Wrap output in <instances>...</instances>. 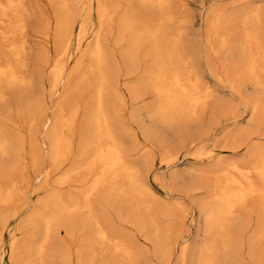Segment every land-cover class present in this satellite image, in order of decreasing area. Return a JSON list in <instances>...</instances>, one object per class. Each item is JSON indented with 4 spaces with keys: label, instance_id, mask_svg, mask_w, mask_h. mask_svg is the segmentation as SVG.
I'll list each match as a JSON object with an SVG mask.
<instances>
[{
    "label": "bare ground",
    "instance_id": "obj_1",
    "mask_svg": "<svg viewBox=\"0 0 264 264\" xmlns=\"http://www.w3.org/2000/svg\"><path fill=\"white\" fill-rule=\"evenodd\" d=\"M122 1H124V3H122ZM192 1L193 0H112L111 2H108L106 0H0V113L2 112L3 114H5V117L6 116L8 117V115L10 113H12L11 112L12 109H9V107H10L9 105L12 103L13 100L15 101V99H16V98L14 99L15 95L27 97L28 99L27 98L26 99L28 100V102H31L32 98L35 97V98H33L34 102L32 100V104L35 103L33 105V106H35L36 105L35 100L36 99L38 100V98L35 96L37 94V91L35 89L40 91L39 88H36V85H38L37 83L39 82L37 80L40 76H42V75L44 76V74H48L47 76H49L51 79V80H49L50 82L49 81L47 82V83H50V88L48 89V91H50L51 94H58L60 97L59 101H61V103H57V105L59 104L58 108H57V105L54 108V110L55 109H57V110L54 111V113L52 115H47L45 117L42 125L40 126V129H42L43 135H41L38 131V133L41 136H44V142L43 143L46 147L47 155L49 156V159H50L52 165H51V168L48 167L46 169H43L39 174L37 173V176L41 174L42 179L46 180L45 178H47L48 175L52 171L56 170L59 166L63 165L67 160H68L67 161V163H68L70 160L69 156L73 154V153L71 154V150L73 151V149H71V148H73L72 147V145H73L72 144V135L75 132L74 129L76 128L78 122H80L79 116H81V109L82 108H79V106L75 105V103H74V105L71 103V106L73 105V107L71 109L68 108L70 111L66 110V111H69L68 114H64V109H66L65 106L70 105V104H67V102H66L69 99V97L67 98L66 96H70V95H68L70 92H67L68 94L66 93V88L67 87L70 88V86H69L70 80H72V78H74L75 75L79 74V72L81 74L82 72L87 71L85 69L91 70L90 73L95 70L94 73H91V74H89L87 71L86 76L89 77L92 74H95L94 76L93 75L92 76L93 77L96 76L97 79H99V81H100L99 83H101V82H104V84L106 83L105 82L106 80L102 74H105V76L108 77L107 75L109 74L108 73L109 71L107 72L108 74L104 73V71L101 74L100 68H101V65H102L101 63L103 62L104 57L102 54L103 48L101 49V47H103V46L100 45L101 41L99 42V39L102 38L101 33H100L103 29L102 26H104V23H106L107 18H108V21H111L112 18L110 19V17H112L114 14H118V16H119V17L117 16L119 19V21H118L119 22V28H120L119 32L121 31L119 33L120 35L117 33L119 35V39H121L119 41H122V39H123L126 42V45L123 44V45H125L124 47H126L124 50L125 52H122L124 54V56H123V54H121L122 55L121 57H123L125 60V64L130 65L131 63H135L138 60H142V62L143 61L148 62V65H147L148 67H146L147 68V69H145L146 71L144 70V74L142 73L143 72L142 65H144V64L141 62L142 63V65H141L142 72L141 71L140 72L143 75L141 74L142 76L140 77L139 72H138V74H136L139 76V79H137L138 81L136 80L137 81L136 85L141 86L142 88L147 90L149 92L148 94H150L154 98V102H152L151 104L141 105V107L138 109L137 112L142 113V115H144L146 119L153 121V123H155L157 125L159 123L165 124L166 128H167V126L169 128V127H172V125H175V124L177 125L180 123L182 124L183 122H185V123L193 122L194 125L195 124L198 125L199 123H201V122H199V120H201L200 115L202 113L205 114L206 112H208L210 114L209 120H211V123L214 121L212 119H214V115L217 114V111H216L215 107L212 106V102L214 100H216L212 94L213 93V91L211 89L212 84L210 86L201 77L199 78V75H202V74L198 75L199 72L197 73V71H196V66L198 64L202 63V62H200V60H203L201 53L202 52H203L202 54H205V53H204V51L201 52V50H200L201 48L199 49L200 45H198V42L196 40H194L193 38H191V36H190L189 28L192 29V26L195 24V18L192 15H190V13L188 12V7ZM197 1L198 0H196V2ZM229 1H231V0H229ZM199 2H200V4L203 5V1H202V3H201V1H199ZM239 2H240V0H239ZM239 2L233 4L232 6H228V7H226V6L225 7L219 6L218 7L216 5L218 8H211L210 10L208 9V11L206 13L199 11L198 15H199L200 19H202V22L204 23L205 28L207 29V37L205 36L206 37L205 39H206V47L208 49V57L210 56L212 59L217 57L218 59L221 60V63L223 62L227 65H229L228 63H230L231 68H232L231 62L232 63H234V62L238 63L239 67H240V70L238 69L240 72L239 74L244 79L243 80L244 85H245L244 87H245V89H249V91L251 90V93L253 94L252 96L249 95L248 97H250V98H248V100L245 101L246 102L245 109L247 112V115H246L247 117L245 118V120L242 123H239V121L241 119L239 120L238 115L233 111V107L234 108H236V107L232 105L233 103L231 101L230 102L232 104L230 102H227V103L225 102V103H223V105H222V103H220L221 107H222V110H221L222 114L229 116L230 119L237 122L235 129H233L232 131H230L224 135L223 142L225 141L226 143H222V144H224V145L228 144L226 146L229 147L228 149L230 151L231 150L232 151H239L241 149H245V154H243L244 159L242 158L243 156L237 155L238 157L241 156L240 161L243 164H240L238 162V160L234 161V159H235L234 158L233 160H231V161H233V163H230V164L228 163L229 161L226 162L228 164H225L224 162L226 160L225 161H216V163L214 165H212L213 166L212 170L210 167L206 166L209 164V163H207L205 165L206 167H204V168L205 169L207 168L208 170L207 169L205 170L204 168L200 167L201 164L199 165L200 168L198 166H197L198 167L197 168V167L189 164V162H188L189 165L187 167H190V169L188 168V169L181 171L182 173L185 174V175L183 174L184 176L188 177V175H191V174H194V175L197 174V176L199 174L201 176H204V175H202L203 173L206 174L210 171L215 170V171H213L214 174L210 173V175L213 174L212 176H214V180H213L215 183L214 190H213L210 198H208L207 201H204V207L201 210V213L199 215V219H200V223H201V226H200L201 240H199L200 242H197V244H195V247L192 248L189 256L188 257L186 256L184 258L186 250L188 249L187 248L188 244L187 245L185 244L186 246L184 247V253H183L184 255L182 256L183 259H182V262H180L181 264H230V263L231 264H238L239 259L237 258L238 259L237 260L236 256L232 255L231 252L229 253V250L231 248H233V250L236 251V248L239 245V243H238V245L235 244L237 246H235L233 244V246L236 247L235 249H234V247L231 246L232 245L231 244L232 238H231L230 233H229V232H231L230 228L232 229L231 226H232L233 222H231V221L232 220L234 221V219H236V217H237L236 214L239 213V212H237L238 208L240 211V207H242L244 205V203L247 204V199L249 202L250 197H252V198L259 197L261 200L264 201V0H250L247 2H240V3ZM228 3H230V2H228ZM232 3H233V1H232ZM79 8H80L81 13L78 12ZM94 15H96L98 18V21H99L98 26L99 27L98 28L94 27L88 32V30L86 28L87 27L86 24L88 21H91L92 16H94ZM31 28L34 31V32L31 31L32 33H30ZM100 28H102L101 31H100ZM111 28H112V26H111ZM119 28H117V30ZM205 35H206V32H205ZM114 36L116 38V35H114ZM115 38H114V40H116V39L118 40V38H116V39ZM75 41L77 42V46L74 49L75 52H73L72 46L74 45ZM123 45H122V48H123ZM122 48L120 47L121 50H123ZM103 53L105 54V52H103ZM204 56L206 57L207 55H204ZM86 57H88L91 60L90 62H94V67H95L94 70H92V66H93L92 64L93 63H90L88 65L89 62L88 63L86 62L87 64H84L83 60ZM208 57H206V58H208ZM106 59H107V56H105L104 61H106ZM120 60H121V58H120ZM107 61H106V64L109 63V60H107ZM207 61H209V60H207ZM218 61L219 60H217V62ZM121 62H120V64H121ZM71 63H72V65L70 66ZM109 64H112V63H109ZM122 64H124V63H122ZM135 64H139V62L135 63ZM232 65H234V64H232ZM236 65H235V67H236ZM130 66H129V68H130ZM111 67H113V70H115V68H116V66H115V68H114V66H111ZM103 68L105 70V67H103ZM110 68H109V70H111ZM132 69L129 70L128 67L126 68V70H129L131 73L136 68L134 70H132ZM138 69L139 68H137V70ZM83 70H85V71H83ZM117 70L120 71V69H118V68H117ZM233 70H234V68H233ZM105 71H107V70H105ZM230 71H231V69H230ZM95 72L98 73V76H97V73H95ZM126 72H128V71H126ZM113 73H115V72H113ZM111 74L112 73L109 74L110 79L112 77ZM132 74H134V73H132ZM83 75H81V76L83 77ZM43 76H42V78H43ZM77 76H79V75H77ZM213 76H215V75H213ZM216 76H217V74H216ZM233 76H235V75H233ZM75 78H77V77H75ZM78 78H80V77H78ZM123 78H124V76H123ZM80 79L82 80V78H80ZM106 79H108V78H106ZM110 79H108V80H110ZM201 79L204 82L201 81ZM83 80H85V78ZM91 81H90V83H91ZM96 82H97V80H96ZM84 83H86V85L88 84L87 81H84ZM107 83H110V82L107 81ZM229 83H230V81H229ZM39 84H40V82H39ZM101 84L103 85V83H101ZM242 84H243V82H242ZM94 85L95 84L93 81L92 86H94ZM73 86L70 89H73ZM75 86H77V84H75ZM101 86L95 87L96 88L95 94L92 97H90L92 103H90L91 106H89V110H88L89 117L87 116L88 119L84 121L85 122L84 124H86L88 127H86L87 128L86 129L85 127L82 126L83 127L82 130L85 128L87 130V133H85V134L83 133V131L86 132L85 129L82 131V134H84V136L85 135L86 136L85 137L83 136L84 137V139H82L83 146H81L85 149L84 150L85 152H88L90 154V160L96 161L99 164V166L97 168L98 170H96L97 172L95 171V174L93 172V176L91 177V179L87 178V177H89V174H91L89 172H88L89 174L85 173V175H82V176L88 175L86 177L88 180L83 179L80 176L81 174L79 175L80 177H77V178H82L81 180H79L77 182V179H75L77 182L75 187L81 188V190H83L82 191L83 201L79 199V197H80L79 195H78V197H76L75 195H74L75 197H70V199H68L69 201H65V200L63 201L61 199L63 197L60 198V196H59L60 194L58 195L57 193H52V192L49 195L46 194L47 197H45V199L43 198L44 200L41 199L42 201L40 202V204L42 206V210H37L36 214H38V216L41 219L42 233L40 235V238H38L37 240H34L32 242L33 248L31 249V254L27 255L28 257H30V255H32L37 260V264H46L47 258H55L56 257V254H52V253L48 254L47 253L48 252L47 246L49 243L51 232L54 229L53 224H54L55 220H59V219H57V217L58 218L62 217L61 215L64 212L65 213H72V214L80 216V219H81L80 222H82L83 219L85 220L87 217L88 218L87 223L90 225L92 232H93L92 233L93 237H92V239H90V243H93V244H90V246L87 245L88 249L90 248L88 251V254L85 256V260L86 259L87 260L86 261L83 260L79 264H95V259L98 257V255H97L96 250L94 248L95 247L94 244L97 242H101V244H103V247L104 246L110 247V248L105 250L106 255H110L113 257H119L126 264H134L133 259H132V255H134V254L131 253V250L129 249L128 245H126V243H125L126 240L124 241L123 239H121L119 237H112L111 234L109 233V229L107 227L103 226V224L100 222L98 217L91 214L92 213L91 207L87 202L89 200L86 201V199H88L90 196H92L100 187H107L106 189L108 190L109 193H115V194L127 193L129 191H132L133 193L140 194V192L142 190H146L145 187L141 186L142 184L140 186L137 184V181L135 180V178L132 174L133 169L131 167H129L126 162H124L125 159L123 160L124 156L122 155V152L120 150L119 142L116 140L115 134L113 133L114 132L113 131L114 128L112 129L113 124H111V121L109 120L110 117L108 118V114L105 111L106 108L103 106L104 105L103 104L104 100L102 97L103 88H101ZM47 87H49V86H47ZM105 87H106V85H105ZM227 87L229 88L230 86H227ZM41 88H42V85H41ZM75 88H78V87H75ZM90 88L93 89L94 87H90ZM215 88H217V87H215ZM70 89H68V90H70ZM131 90H132V88H131ZM133 90H137V88L133 89ZM213 90H214V88H213ZM34 91H36L35 92L36 94L34 93ZM39 91H38V93L40 94ZM73 91H74V89H73ZM76 91H79V90L76 89ZM105 92H106V90H105ZM92 93H94V92H92ZM32 94H35V95L32 98H30L31 97L30 95H32ZM236 94H237V92H236ZM104 95H105V93H104ZM107 95L109 96V94H107ZM134 95L137 96L136 94H134ZM37 96H38V94H37ZM40 96L42 97V95H40ZM76 96H77V94H76ZM76 96H75V100L77 99ZM243 96H244V98L246 97V95H243ZM25 97H23V98H25ZM17 99H18V97H17ZM246 99H247V97H246ZM22 100H23V103L24 102L27 103V105H25L27 107L24 108V106H23L22 109L20 108L21 110L19 108L18 109L20 111H22L23 109L25 110L23 115L26 118V120H25L26 124L25 125L27 127V131L29 132V134L35 133V132H37V130H39V125H38L37 120L35 118V116L38 115V113H36L37 111L35 112V110L37 108L36 106L39 107L41 105L40 104L41 102L40 101H39L40 103L37 102L40 105L37 104L35 106L36 108L34 110V108L33 109L31 108L32 104L31 105H30V103L28 104L27 100L26 101H24V99H22ZM20 101L21 100H19V102ZM69 103H70V101H69ZM14 104L16 105V103H14ZM21 104L22 103H20L18 106H20ZM234 105H235V103H234ZM39 109L42 110L40 107H39ZM235 110H238V108ZM120 112H121V110H120ZM39 113H41V111ZM3 114H1V115L3 116ZM20 114H22V113L20 112ZM20 114L18 113V115L20 116V119L22 120L23 117ZM219 114H218V116H219ZM1 115H0V161L3 162V160H5V159H2V158H7V160H9L10 158H12V156H14L16 154L15 153L16 152L15 150H17L16 149V143L19 142V139H17V142H16V138L17 137L19 138V136H15L16 138H14L13 135L10 134V131H9L10 129L7 130V128H6L7 121H9V120L12 121V119L11 118L6 119V123H5L6 125H5L4 122H1L2 120L5 119V117H1ZM19 116H18V118H19ZM39 118L41 119L44 117L43 116L38 117V119ZM23 120H24V118H23ZM216 120H217V117H216ZM16 121H15V119L13 120L14 123H16ZM22 121H20V122H22ZM25 121H24V123H25ZM130 123H132V122H130ZM138 123H139V121H138ZM187 124H184V125H187ZM20 125L22 126L23 123L17 124L15 126L17 127ZM123 126H126V125H123ZM123 126H122V128H123ZM163 126L164 125H162V127ZM175 126H174V129L176 127H178V125L176 127ZM198 126H202V125L199 124ZM185 127H188V125ZM194 127H196V126H194ZM210 127H211V124H210ZM140 128H141V126H140ZM180 128H179V130H180ZM202 128H203V126H202ZM129 129H130V127H129ZM170 129H173V128H170ZM201 130L202 129H200L197 132H200ZM77 131H78L77 133H80V131L78 129H77ZM137 131L140 132L139 130H137ZM13 132H15V131L13 130ZM176 132H178V131L176 130ZM208 133H209V131L207 132V134ZM183 134H182V136H183ZM129 136H131V135H129ZM152 137H153V135H152ZM21 138H22V136H21ZM21 138H20V141H21ZM27 138H28V134H27ZM155 138H156V136H155ZM117 139H118V137H117ZM197 139H199V138H197ZM78 141H79V139H78ZM150 141H151V139H150ZM156 141H157V138H156ZM156 141H155V143H159ZM160 141L162 143V139H160ZM221 141H222V139H221ZM22 142H24V141H22ZM144 142H146V141H144ZM193 142H194V139H193ZM29 143H30V141H29ZM149 143L151 144V142H149ZM17 144L21 145V143H17ZM24 145H25V142H24ZM30 145H31V143H30ZM80 145H82V144H80ZM156 146H159V145H156ZM29 147L30 146L28 145V148ZM75 147H78V146H75ZM169 147H170V145H169ZM138 148H139V146H138ZM20 150H21V148H20ZM80 152L83 153L82 151H80ZM31 153L33 154V152H31ZM194 153H195V155H193V157L198 158L199 160L204 159V158L210 159L211 157H213V154H214V152H212V151L204 152L200 148L197 151H195ZM74 154L77 155L76 153H74ZM35 155H36V152H35ZM80 155L81 154H79V156ZM86 155H88V154H86ZM79 156H78V158H79ZM72 157H73V155H72ZM74 158H75V156H74ZM79 159H77V158H75V160L73 159L75 167H77L78 163L81 162V161L78 162ZM85 159H88V158H85ZM236 159H238V158H236ZM23 160H25V159H23ZM87 161H89V160H87ZM96 162H94V163L96 164ZM166 162L168 164L173 163V161H171L170 159H168V161L166 160ZM94 163L92 162L93 165H94ZM198 163L195 165H198ZM3 164H2V166H3ZM30 164H31V162H30ZM33 164L35 165L34 162H33ZM87 164H89V163H87ZM168 164H166V165H168ZM193 164H194V162H193ZM85 165H86V163H85ZM202 165H204V164H202ZM72 166L73 165H71V167ZM74 166L72 168L73 170H74ZM90 166H92V165L90 164ZM89 168L91 170H93L91 167H89ZM209 168H210V170H209ZM0 169H1V164H0ZM2 169H3V167H2ZM72 169L70 168V170H72ZM70 170H69V172H70ZM77 170H78V168L74 171H77ZM83 170H82V172H83ZM174 170H175V168H174ZM20 172H23V171H20ZM80 172H81V170H80ZM73 173H71V175H73ZM76 173H78V172H76ZM0 174H2V172ZM20 174H22V173H20ZM61 175H63V174H61ZM67 175L68 174L66 171V174L63 175V178L61 177L62 178L61 183H68L67 177H70V175L69 176H67ZM180 176H182V175H180ZM118 177L125 179L127 182V184L123 185L121 188L118 187L119 189H117L118 184L116 182L117 179L119 180ZM21 180H24V179H21ZM69 180H71V179H69ZM211 181H212V179H211ZM213 181H212V183H213ZM182 183H181V185H182ZM16 184H18V183H16ZM1 185H0V205L1 206L10 205L11 203L14 202L15 198H17L16 196L21 195L20 193H22L21 191H18V188L15 189V184L13 182H10V184H8L7 186L4 183V186H6V187H2ZM183 185H185V183H183ZM188 186H189V184H188ZM177 187H178V185H177ZM106 189L104 190V188H103L102 191L107 192ZM210 189H212V188H210ZM81 190H80V192H81ZM178 190H179V188H178ZM180 191L183 192V190H180ZM180 191H179V193H180ZM75 193H76V191H75ZM70 194H71V192H70ZM98 195H101V194H98ZM94 197H96V195L92 196V198H94ZM103 197H104V194H103ZM107 197H109V196H107ZM111 197H113V196H111ZM66 198H68V197H66ZM17 199H19V198H17ZM260 199H259V202L261 201ZM116 200H118V199H116ZM259 204L261 205V203H259ZM251 205H253V204H251ZM260 205H259V208L261 209ZM178 206L180 209L181 205H178ZM247 206H249V204H247ZM254 208L256 209L255 206H254ZM246 209H248V208H246ZM249 209H251L250 206H249ZM262 209H264V208H262ZM241 210H243V209H241ZM251 210H253V208ZM106 211H107V209H106ZM174 212H176V211H174ZM244 212H246V211H244ZM83 214L86 216L84 217ZM254 214H256V213H254ZM262 218H263V216H262ZM60 220H62V219H60ZM241 220H243V219H241ZM235 222L236 221H234V223ZM63 223H61V224H63ZM237 224L238 223H236L235 225H237ZM239 225H242V224H239ZM259 225H260V223H259ZM261 225H264V224H261ZM261 225H260V227H261ZM147 226H148V223H147ZM4 228H5V226L0 231V236L3 234ZM235 228H237V227L235 226ZM238 228H239V226H238ZM144 229H145V227H144ZM254 229L255 228H253V230ZM257 229H259V228H257ZM262 230H261V232H263ZM54 231H56V230H54ZM157 231H158V229H157ZM157 231H156V233H158ZM167 231H166V233H167ZM259 231L256 230L257 234H255V235H263V233L261 234V232H259ZM56 232H58V231H56ZM199 233H200V231H199ZM199 233H198V236H199ZM255 235L253 236V234H252V236L254 238L255 237L259 238V236H255ZM232 236H233V234H232ZM240 236H241V234H240ZM165 237H166V235H165ZM82 238L83 237H81L80 239H82ZM52 239H53V237H52ZM72 239H73V237H72ZM177 239H178V237H177ZM233 239H236V238L233 237ZM261 239H262V236H261ZM261 239L259 238L260 241L258 240L259 242H257V244L260 246H263V244L262 245L260 244ZM153 240H154V238H153ZM175 240H173V241H175ZM256 240H257V238L253 241H256ZM263 240H264V235H263L262 241ZM169 242H170V240H169ZM242 242H241V244H242ZM252 242H251V244H252ZM185 243H186V241H185ZM251 244L248 247L249 250H252ZM254 244H256V242L253 243V247H254ZM257 244L255 246H257ZM80 245H76V246L79 247ZM1 246L2 245L0 242V247ZM71 246H73V245H71ZM239 246H241V245H239ZM260 246L259 247L257 246L258 247L257 249H259ZM170 247H168V248H170ZM21 248L22 247H20L19 242L16 239H13L9 244V247H8L9 257L14 263H15V259L17 260V258H16L17 254L19 252H21V250H22ZM240 248H242V246ZM182 252H183V250H182ZM236 252L240 253L241 251H236ZM261 252H262V250L259 251L260 254H261ZM263 252H264V250H263ZM263 252H262V254H263ZM70 253L71 252H69V254ZM137 253H138V251H137ZM237 253L235 255H238ZM250 255H251V259H253L254 258V257H252L253 255L252 254H250ZM68 256H71V255H68ZM142 256H143V253H142ZM150 256L151 255H149V257ZM240 257H241V255H240ZM18 258H20V256ZM143 259L147 260V258H145V257H143ZM241 259H244L243 256L241 257ZM77 260L78 259H76V262H75L76 264H77ZM17 261H19V260H17ZM243 263L240 262L239 264H243Z\"/></svg>",
    "mask_w": 264,
    "mask_h": 264
},
{
    "label": "rangeland",
    "instance_id": "obj_2",
    "mask_svg": "<svg viewBox=\"0 0 264 264\" xmlns=\"http://www.w3.org/2000/svg\"><path fill=\"white\" fill-rule=\"evenodd\" d=\"M106 1L111 2L112 0H106ZM199 1H201V3L203 1V5L200 4ZM232 1H233V3H232ZM247 1H250V0H242V1L240 0V2H247ZM192 2L188 7V12L190 13V15H192L195 18V24L192 26L193 30L191 28H189L190 36H191V38H193L194 40H196L198 42V45H200L199 49L201 48L200 49L201 52L204 51V53H205V54H202L203 52L202 53L200 52L202 57H203V60H200V62H202V63L199 62L200 64H198L196 66V71H197V73L199 72L198 75L202 74V75H199V78L201 77L210 86L212 84V86H211L212 87L211 89L213 91L212 94H213L214 98L216 99L212 102V106H214L216 111H217V114L214 115V119H212V120H214L212 123H211V120H209L210 114L208 112H206L205 114L202 113L200 115L201 120H199V122H201L199 124H201L203 126V128H202V126H198L199 124L194 125L193 122H191L193 125L190 122L189 123L187 122L188 124L183 122L182 124L181 123L177 124L178 127H176L177 125L175 124L176 126L172 125V127L168 128V126H167V128H166L165 124H162V123L160 124L158 122L159 124L157 125V124L153 123V121L146 119L145 116L142 115V113L137 112L138 109L141 107V105L151 104L152 102H154V98L150 94H148L149 92L147 90H145L141 86L136 85V82L138 81L137 79H139V76L141 77L144 74V70L147 69L146 67H148L147 66L148 62L147 61L142 62V60H138L135 63L139 62L140 65L135 64V63H131L132 64V65L130 64L131 66L129 64H125V60L123 57H121L122 56L121 54H123L122 52H125L124 50L126 47H124V46L126 45V42L123 39H122V41H119V40H121V39H119V35H120L119 33L121 31L119 32L120 28H119V22H118L119 21L118 14H114V15L112 14L113 16L110 17V19L112 18L111 21H108V18H107L106 23H104V26H102L103 29L100 28V31L102 29V31L100 33H101V37L103 39L100 37L101 39H99V42L100 41L102 42V43L100 42V45L103 46V47H101V49L103 48L102 54L104 57L103 62L101 63L102 65H101L100 70H101V74L103 73V71H104V73H107L108 71H109L108 72L109 74L112 73L111 79H110V75L108 73H107L108 77H106L105 74H102L106 80L105 84H104V82H101V83H103V85H102L101 83H99L100 81H99V79H97L96 76H95L96 78L93 77L95 74H92L93 76L91 75L89 77L86 76L87 71L89 74L94 73V71H95L94 70L95 69L94 62H90L91 60L88 57H86L83 60L84 64H87L88 62H89L88 65L90 63H93L92 64L93 65L92 70H94V71L90 73L91 70L85 69L87 71L83 70L85 72H82L81 74L79 72V74H77L79 76L75 75L74 78H72V80H70V83H69L70 88H72V86L74 85L73 86L74 91H73V89H70L69 87H67V88L70 90H68L66 88V93L70 92L69 94L68 93L67 94L70 95L71 97L66 96L67 98L69 97V99L66 102H67V104H70V105L69 106L66 105L67 107L65 106L66 109H64V114L69 113V111H70L69 109H71L73 107L74 103H75V105L79 106V108H82L81 109V116H79L80 122H78L76 128L74 129L75 134L73 133V135H72V144H73L72 147L73 148H71V149H73V151L71 150V154L73 153L72 154L73 157H72V155L69 156L70 160L68 163H67V161H68L67 160L63 165L59 166L56 170L52 171L48 175V177L45 178L46 180L42 179L41 174L37 176V173L39 174L43 169H46L48 167L51 168V165H52V163L49 159V156L47 155L46 147L43 143L44 142V136H41V135H43V133H42V129H40V126L42 125V123H43V121L47 115H52L54 113V111L57 110V109L54 110L57 103H61V101H59L60 97L58 94H51L50 91H48V89L50 88V83H47V82L49 80H51L50 77L47 76L48 74H44V76L42 75L43 78H42V76H40L41 78L39 77L37 80L40 82V84L38 82L37 83L38 85H36V88H39L40 91L35 89L37 91L38 96L35 93L36 91H34V93L36 95L32 94V95H30L31 97L29 96L30 98H32L35 95L38 98V100L36 99L35 102H36V105L38 104L37 102H39V101L41 102V103L39 102L41 105L40 104H38V105H40L39 107L42 110H40L39 107L36 105L35 106L38 109L35 106H33L35 103L32 104V100L35 97L32 98L31 102H28L27 97L15 95L14 99L15 98L17 99V97H18V99L17 100L15 99V101L13 100L12 103L9 105L10 106L9 109H12L11 110L12 113H10L8 115V117L7 116L5 117V114H3L2 112L0 113V115L3 114V116L1 115V117H5V119H4L5 121L4 120L1 121V122H4V124L6 123V119H9V118L12 119V121H10V120L7 121V123H6L7 125L5 124L6 128H7V130L10 129L9 130L10 134H12L14 138H16L15 136H19V138L18 137L16 138V142H17V139H19V142H17V143H21V145H22L21 146L20 144L16 143V149H17V150H15L16 154L14 156H12V158H10L9 160H7V158L1 157L2 159H5V160H3V162L0 161V164H1L0 173L2 172V174H0L1 175L0 176L1 177L0 183L2 185L1 184L0 185L2 187H6L8 184H10V182H13L15 184V189L18 188V191L22 192V193L19 192L21 194V195H18L19 197L16 196L19 199L15 198L14 202L11 203L10 205H8V206L7 205L6 206L0 205V231L5 226L4 232L0 236L1 237L0 242L2 245L0 247V264H37V260L32 255H30V257H28L27 255L31 254V249L33 248L32 242L34 240H37L38 238H40V235L42 233L41 219L38 216V214H36V211L42 210V206H41L40 202L42 200H44L45 197H47V195H49L51 192L57 193L58 195L60 194L59 196H60V198L63 197V198H61L63 201L64 200L69 201L68 199H70V197H75V196L78 197V195H79L80 196L79 199L83 201V195H82L83 190H81V188L75 187V185L82 178L86 179V180H88L89 178L91 179V177L93 176V172L95 174V171L98 170L97 168L99 166V164L96 161L90 160V154L88 152H85L84 151L85 149L83 147H81V146H83L82 139H84V137L86 136V135L84 136V134L87 133L86 127H88L86 124H84L85 123L84 121L87 120L89 117L88 110H89V106H91L90 103H92L90 97H92L95 94V91H96L95 87L101 86V85H102L101 88H103V90H102V93H103L102 97L104 100L103 106L106 108L105 111L108 114V118L110 117L109 120L111 121V124H113L112 125V129L114 128L113 133L115 134L116 140L119 142L120 150L122 152V155L124 156L123 160L125 159L124 162H126L127 165L133 169L132 174H133L135 180L137 181V184L139 186L142 184L141 186L145 187L146 190H142L140 192V194L133 193L132 191H129L127 193H122V194L121 193L115 194V193H109L108 190L106 189L107 187H100L92 195V196L96 195V197L92 198V196H90L88 199H86V201L89 200L87 202L91 207V211H92L91 214L98 217V219L103 224V226L107 227L109 229V233L111 234L112 237H119V238L123 239L124 241L126 240L125 241L126 245H128L129 249L131 250V253L134 254V255H132V259H133L134 264H168V263L169 264H181L180 262H182V259H183L182 256L184 255L183 254L184 253V247L188 244L187 245L188 249L186 250V253L184 256V258H185L186 256L187 257L189 256L192 248L195 247V244H197V242H200L199 240H201V230H200L201 223H200L199 215L201 213V210L204 207V201H207V199L210 198V196L214 190L215 183L213 181L214 176H212V175L214 174L213 171H215V170L210 171L206 174L203 173L202 175H204V176H201L199 174H198V176H197V174H195V175L191 174V175H188V177L184 176L185 174L182 173L181 171L188 169V168L190 169V167H187L189 164H191L195 167H197V166L199 167L200 164L201 165L204 164L202 166L200 165V167L204 168L207 166V167H210L212 170V167H213L212 165H214L216 163V161H225L226 160L224 163L230 164V163H233V161H231V160H233L234 158H235L234 161L238 160V162L240 164H243V163H241L240 158H241V156H243L242 158L244 159L243 154H245V149H241L239 151H232V150L230 151L228 149L229 147L226 146L228 144H225V145L222 144V143H226L225 141L223 142L224 135L227 134L228 132L232 131L233 129H235L237 122L230 119L229 116L222 114V111H221L222 107H221L220 103H222V105H223V103H225V102L227 103V102L231 101L233 104L231 102L230 103L236 107V108L233 107V111L238 115V119L239 120L241 119L240 121L238 120L239 123H242L245 120V118L247 117L246 116L247 112L245 109V106H246L245 101H247L248 98H250V97H248L249 95L252 96L253 94L251 93V90L249 91V89H245V87H244L245 86L244 81H243L244 79L239 74L240 73L239 72L240 67H239L238 63H235V62L232 63L231 62V66H232V68H231L230 63H228L229 65H227L223 62L221 63V60L218 59L217 57H215L213 59L210 56L208 57V49L206 47V39H205L207 37V29L205 28V25L202 22V19H200L199 15H198L199 11L206 13L208 11V9L210 10L211 8H218L219 6H222V7L232 6L233 4L239 2V0H231V1H229V0H198L197 2H196V0H193ZM228 2H230V3H228ZM122 3H124V1H122ZM78 12L81 13L80 8L78 9ZM98 25H99L98 18L96 15H94V16H92L91 21L87 22L86 28L89 32L94 27L98 28L99 27ZM111 26H112V28H111ZM117 28H119V29L117 30ZM31 31L34 32L32 28L30 29V33H32ZM205 32H206V35H205ZM114 35H116V38H118V40L115 38ZM114 38L117 41L114 40ZM123 44H125V45H123ZM122 45H123V48H122ZM76 46H77V42L75 41L74 45L72 46L73 52H75L74 49L76 48ZM119 46L123 50H121ZM103 52H105V54ZM204 55H207L206 57H208V58H206ZM105 56H107L106 61L109 60V63H112V64H109V63H108L109 65L106 64V61H104ZM123 56H124V54H123ZM120 58H121V60H120ZM207 60H209V61H207ZM217 60H219V61L217 62ZM120 62H121V64H120ZM141 62L144 65H142ZM122 63H124V64H122ZM232 64H234V65H232ZM71 65H72V63L70 64V66ZM141 65H142L143 69H142ZM235 65H236V67H235ZM111 66H114V68L116 66L115 70H113V67H111ZM129 66H130V68L133 66L132 67L133 69L131 68L132 70H134L136 68L132 72L134 74H132L129 71V70H131L129 68ZM103 67H105V70H107V71H105ZM125 67L126 68L128 67L129 70H126ZM109 68L111 70H109ZM117 68L120 69V71L117 70ZM137 68H139V69L137 70ZM229 68L231 69V71ZM233 68H234V70H233ZM141 69L143 70V72ZM126 71H128L129 73ZM113 72H115V73H113ZM138 72L140 73L139 76L136 75V74H138ZM95 73H97V72H95ZM216 74H217V76H216ZM81 75H83V77ZM213 75H215V76H213ZM233 75H235V76H233ZM97 76H98V73H97ZM123 76H124V78H123ZM75 77H77V78H75ZM78 77L82 78V80ZM84 78H85V80H83ZM106 78H108L110 80H108ZM202 79H201V81H203ZM96 80H97V82H96ZM84 81H87L88 84L86 85V83H84ZM90 81H91V83H90ZM93 81L95 84L94 86H92ZM107 81H109L110 83H107ZM229 81H230V83H229ZM242 82H243V84H242ZM75 84H77V86H75ZM41 85H42V88H41ZM105 85H106V87H105ZM47 86H49V87H47ZM227 86H230V87L228 88ZM75 87H78V88H75ZM90 87H94V88L91 89ZM215 87H217V88H215ZM131 88H132V90H131ZM136 88H137V90H133ZM213 88H214V90H213ZM76 89L79 91H76ZM105 90H106V92H105ZM38 91L40 92V94L38 93ZM92 92H94V93H92ZM236 92H237V94H236ZM104 93H105V95H104ZM76 94H77V96H76ZM107 94H109V96ZM134 94H136L137 96H135ZM242 94L246 95L247 99H246V97L244 98V96ZM40 95H42V97ZM75 96L77 98L76 100H75ZM23 97H25V98H23ZM22 99H24V101L27 100L28 104L29 103H30V105L32 104L31 108L32 109L34 108V110L36 108L35 112L37 111L36 113H38V115H36L35 118H36L37 123L39 125V130H37V132H35V133L29 134V132L27 131V127L25 125L26 124V121H25L26 118L23 115L25 110L23 109L22 111H20L23 108V106H24V108L27 107V106H25V105H27V103H25V102L23 103ZM19 100H21L22 102L21 101L19 102ZM69 101H70V103H69ZM13 102L16 103L17 106ZM33 102H34V100H33ZM20 103H22L21 104L22 106L20 105L21 107L18 106ZM71 103L73 104L72 106H71ZM234 103H235V105H234ZM58 105H57V108H58ZM18 108L19 109L21 108V109L19 110ZM237 108H238V110H235ZM66 110H69V111H66ZM120 110H121V112H120ZM40 111H41V113H39ZM20 112L22 114H20ZM18 113L24 118V120H23V118L21 117L23 121L20 119V116L18 115ZM218 114H219V116H218ZM18 116H19V118H18ZM42 116L44 118L38 119V117H42ZM215 116L217 117V120H216ZM14 119H15V121L17 120L16 123L13 122ZM19 120L22 122H20ZM24 121H25V123H24ZM138 121H139V123H138ZM130 122H132V123H130ZM22 123H23L22 126L21 125L17 126V127L15 126L17 124H22ZM184 124H187L188 127H185L187 125H184ZM210 124H211V127H210ZM123 125H126V126H123ZM162 125H164V126L162 127ZM82 126L86 128V129L84 128L86 130V132L83 131L84 129L82 130V128H83ZM122 126H123V128H122ZM140 126H141V128H140ZM174 126L176 127L175 129H174ZM194 126H196V127H194ZM129 127H130V129H129ZM170 128H173V129H170ZM179 128H180V130H179ZM197 128L199 130L200 129H202V130L200 132H197V131H199ZM77 129L80 131V133H77L78 132ZM13 130L15 132H13ZM137 130H139L140 132H138ZM176 130L178 132H176ZM38 131L41 135L38 133ZM82 131L84 134H82ZM208 131H209V133L207 134ZM27 134H28V138H27ZM151 134L153 135V137ZM182 134H183V136H182ZM129 135H131V136H129ZM21 136H22V138H21ZM155 136L157 138V141H156ZM117 137H118V139H117ZM20 138H21V141H20ZM197 138H199L200 140ZM78 139H79V141H78ZM150 139H151V141H150ZM160 139H162L163 144L161 143ZM193 139H194V142H193ZM221 139H222V141H221ZM22 141L25 142V145H24V142H22ZM29 141H30L32 146L30 145ZM144 141H146V142H144ZM155 141L159 142V143H155ZM149 142H151V144ZM80 144H82V145H80ZM28 145L30 146L29 148H28ZM156 145H159V146H156ZM169 145L171 148L169 147ZM75 146H78V147H75ZM138 146H139V148H138ZM20 148H21V150H20ZM199 148L202 149L204 152H208V151L214 152L213 157H211L210 159L204 158V159H200V160L198 158H194L193 157V155H195L194 152L197 151ZM80 151H82L84 154L81 153ZM31 152H33V154ZM35 152H36V155H35ZM74 153H76L78 156H79V154H81L79 156V158L83 155L81 157L82 159L80 158L81 159L80 160L78 158V156L75 155ZM86 154H88V155H86ZM237 155L238 156L241 155V156L238 157ZM74 156H75V158L79 159L78 162L81 161L80 163H78L77 167L74 166V160H75ZM85 158H88V159H85ZM219 158L220 159L222 158V159L220 160ZM236 158H238V159H236ZM23 159H25V160H23ZM168 159L173 161V163L168 164L166 162V160L168 161ZM87 160H89V161H87ZM30 162H31V164H30ZM33 162L35 163L36 166L33 164ZM92 162L93 163L96 162V164L94 163V165H93ZM184 162L185 163L187 162V163L185 164ZM188 162H189V164H188ZM193 162H194V164H193ZM226 162H228V163H226ZM85 163H86V165H85ZM87 163H89V164H87ZM197 163H198V165H195ZM207 163H209V164L206 165ZM2 164H3V166H2ZM90 164L94 168L92 166H90ZM166 164H168V165H166ZM71 165L74 166V170H76L77 168H78V170L74 171L72 169L73 166L71 167ZM2 167H3V169H2ZM89 167H91L94 171L91 170ZM70 168L72 170H70ZM174 168H175V170H174ZM210 168H209V170H210ZM79 169L81 170V172L83 169L84 170L81 173ZM19 170L23 171V172H20ZM69 170H70V172H69ZM66 171L68 174L67 176L70 175V177H67L68 181L66 180L68 183H61L63 175L66 174ZM76 172H78L79 174ZM88 172L91 174H89ZM20 173H22V174H20ZM71 173H73V175H71ZM85 173L89 174V177H87L88 175L82 176V175H85ZM210 173H213V174L210 175ZM61 174H63V175H61ZM79 175L82 178H77V177H80ZM180 175H182V176H180ZM118 178H119V180L117 179V181H116L118 184L117 189H119L123 185L127 184L125 179H123L121 177H118ZM21 179H24V180H21ZM69 179H71V180H69ZM75 179H77V182ZM211 179H212L213 183H212ZM182 182L185 183V185H183ZM4 183L6 186H4ZM16 183H18V184H16ZM181 183H182V185H181ZM188 184H189V186H188ZM177 185H178V187H177ZM103 188H104V190L106 189L108 193L105 191H102ZM178 188H179V190H178ZM210 188H212V189H210ZM79 189L81 190V192ZM180 190H183V192ZM75 191H76V193H75ZM179 191H180V193H179ZM70 192L72 195L70 194ZM101 192L104 194V197H103V194ZM98 194H101V195H98ZM107 196H109V197H107ZM111 196H113L114 198ZM66 197H68V198H66ZM111 199L112 200L114 199V200L112 201ZM116 199H118V200H116ZM259 199H260L259 197H255V198L250 197L249 202L247 199V204H249V206L251 207V209L253 208V210L249 209V206H247V204L244 203V205L242 207H240V211H239V208L237 210V212H239V213L236 214V216L238 218L236 217V219H234V221H236V222L234 223L233 220L231 221L234 223V224L232 223V226H231L232 229L230 228L231 232H229L230 236L232 238V243H231L232 245L231 246L234 247L233 244L238 245V243H239V245H241L242 248H240L241 246H239V245L238 246L235 245V246H237V248L234 247V249L236 248V251H241V252L237 253L235 250H233V248H231L229 250V253L231 252L232 255L236 256V259L238 258L240 260L239 261L237 259L238 264L240 262L241 263L244 262L243 264H252V263L253 264H259V263L264 264V260H263L264 259V252H263L264 240L262 241L263 235H264V225H261V224H264V209H262V208H264V205H263L264 201L260 199L261 201L259 202ZM257 203L258 204L261 203V205L259 204L261 206V209L259 208V205ZM251 204H253L256 207V209ZM178 205H181L180 209H179ZM246 208H248V209H246ZM106 209H107V211H106ZM241 209H243V210H241ZM174 211H176V212H174ZM244 211H246V212H244ZM254 213H256V214H254ZM71 214L72 213H65L64 212L61 215L62 217H60V218L57 217V219H59V220L62 219V220H60V221L55 220V222L53 224L54 229L51 232L49 243L47 246V251H48L47 253L48 254H51V253L56 254V257L55 258H47L46 264H74L76 262V259H78L77 264H79L80 262L85 260V256L88 254V251L90 249V248L88 249L87 245L90 246V244H93V243H90V239H92V237H93V235H92L93 232H92L90 225L87 223L88 222L87 217L85 220L83 219L84 221L82 220V222H80V220H81L80 216L75 215V214L71 215ZM85 216L86 215H84V217ZM262 216H263V218H262ZM241 219H243V220H241ZM61 223H63V224H61ZM147 223H148V226H147ZM236 223H238V224L235 225ZM259 223H260L261 227H260ZM239 224H242V225H239ZM235 226L237 228H235ZM238 226H239V228H238ZM144 227H145V229H144ZM253 228H255V229L253 230ZM257 228H259V229H257ZM157 229H158V231H157ZM54 230H56L58 232H56ZM256 230L257 231L260 230L259 232H261V230H262L263 232H261V234L263 233V235H255V234H257ZM156 231L158 233H156ZM166 231H167V233H166ZM199 231H200V233H199ZM198 233H199V236H198ZM232 234H233V236H232ZM240 234H241V236H240ZM252 234H253V236L254 235L259 236L260 239L262 236L260 244L261 245L263 244V246H260L257 244V242H259L260 240L258 237L254 238L252 236ZM165 235H166V237H165ZM52 237H53V239H52ZM72 237H73V239H72ZM81 237H83V238L80 239ZM177 237H178V239H177ZM233 237H235L236 239H233ZM153 238H154V240H153ZM256 238H257V240L253 241ZM13 239L18 240L20 247H22L21 252H19L16 256L17 260H19V261H17L15 259V263L10 259L9 253H8L9 244ZM169 240H170V242H169ZM173 240H175V241H173ZM185 241H186V243H185ZM241 242H242V244H241ZM251 242H252V244H251ZM254 242H256L258 247L260 246V248H259L260 250L257 249L258 247L255 246L256 244H254V247H253ZM70 244L73 246H71ZM250 244L252 245L251 246L252 250H249V248H248ZM76 245H80V246L78 247ZM169 245L170 246L172 245L171 246L172 248ZM94 246H95L94 248L96 250V253L98 255V257L95 259V264H126L119 257H113V256L105 254V250L110 248V247L104 246L105 247L104 248L103 244H101V242L95 243ZM168 247H170V248H168ZM182 250H183V252H182ZM261 250H262L263 254H262V252H261V254L259 253V251H261ZM137 251H138V253H137ZM69 252H71V253L69 254ZM142 253H143V256H142ZM236 253L238 255H235ZM239 254L241 255V257L243 256L244 259H241ZM250 254L253 255L252 256V257H254L253 259H251ZM68 255H71V256H68ZM149 255H151V256L149 257ZM19 256L21 259L18 258ZM143 257L147 258V260L143 259ZM251 260L252 261L254 260V261L252 262Z\"/></svg>",
    "mask_w": 264,
    "mask_h": 264
}]
</instances>
